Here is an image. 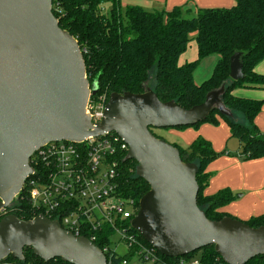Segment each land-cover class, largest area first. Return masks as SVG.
<instances>
[{
    "label": "water",
    "instance_id": "water-1",
    "mask_svg": "<svg viewBox=\"0 0 264 264\" xmlns=\"http://www.w3.org/2000/svg\"><path fill=\"white\" fill-rule=\"evenodd\" d=\"M242 54L229 59V78L243 79ZM225 85L207 93L202 104L183 109L141 94H110L103 119L92 124L85 114L90 84L77 41L58 25L52 0H0V210L9 207L32 174L29 159L51 142L79 143L89 136L115 133L137 163L136 175L149 190L130 221L133 230L165 258H179L204 247L225 264H246L264 255V226L252 228L224 217L210 221L197 206V167L183 163L179 150L150 129L192 127L211 112L230 117L220 100ZM43 261L107 264L88 239L75 237L43 216L0 220V264L24 260L23 249Z\"/></svg>",
    "mask_w": 264,
    "mask_h": 264
},
{
    "label": "trees",
    "instance_id": "trees-1",
    "mask_svg": "<svg viewBox=\"0 0 264 264\" xmlns=\"http://www.w3.org/2000/svg\"><path fill=\"white\" fill-rule=\"evenodd\" d=\"M104 3L110 4L106 14L101 9ZM234 3L233 7L227 9H196L190 12L175 7L170 11L150 12L138 6L123 8L121 0H52V14L58 20L59 27L77 41L83 54L86 78L90 84H98L96 95L106 94L109 98L112 93L141 94L150 89L159 101H174L177 106L190 109L202 104L207 93L224 84V94L220 100L231 112L230 117L213 111L201 123L172 130L197 128L205 123L217 126L218 119H222L229 127L231 137L240 144L241 160H258L264 158V133L258 130L254 121L263 102L238 98L232 92L239 88L264 89V76L254 72L256 64L264 59V0H234ZM193 33L196 58L178 65ZM236 52L242 54L243 79L232 81L229 78V59ZM211 55H219L220 59L211 77L196 85L194 71L204 58ZM238 115L245 124L237 121ZM172 145L179 150L183 163H193L197 167V206L206 218L219 221L231 217L221 211L235 199L230 190H220L213 195L204 194L212 177L206 169L219 156L211 144L197 137L186 148ZM136 167L134 161H122L118 178L119 191L124 197L133 200L135 214L139 200L149 190L148 184L137 177ZM23 195L24 191L20 192L12 204L4 209L0 220L7 215L25 221L34 218L26 202L21 199ZM135 214L126 220L124 226L141 243L150 246L130 227ZM243 222L252 228L264 226V213ZM98 236L99 239L94 242L98 249L103 251V247L112 246L113 232L109 227L98 232ZM23 255V261L8 257L1 263L69 264L60 259L43 261L32 253L31 248H24ZM104 255L107 264H122L124 261L130 262L134 250L130 249L124 255L113 251L104 252ZM195 256L199 257L202 264H225L214 246L204 247L186 257ZM246 264H264V255Z\"/></svg>",
    "mask_w": 264,
    "mask_h": 264
},
{
    "label": "built area",
    "instance_id": "built-area-1",
    "mask_svg": "<svg viewBox=\"0 0 264 264\" xmlns=\"http://www.w3.org/2000/svg\"><path fill=\"white\" fill-rule=\"evenodd\" d=\"M96 94H90L85 107L92 124L103 119L108 101L106 94ZM127 152L128 145L115 133L89 136L79 143L51 142L29 159L32 174L25 180L21 199L34 217L57 221L65 231L93 245L99 239L98 232L109 227L113 232L112 246L99 249L103 254H117L113 249L116 242L127 251L134 250L136 264H202L198 256L164 260L124 226L135 214L133 200L120 193L118 184Z\"/></svg>",
    "mask_w": 264,
    "mask_h": 264
},
{
    "label": "crops",
    "instance_id": "crops-1",
    "mask_svg": "<svg viewBox=\"0 0 264 264\" xmlns=\"http://www.w3.org/2000/svg\"><path fill=\"white\" fill-rule=\"evenodd\" d=\"M234 4V0H121L123 8L138 6L150 12L170 11L175 7L190 12H194L196 9H227L233 7ZM185 54L186 52L179 58L181 60L183 57V64L195 60L196 45L194 55L191 53L189 57H184ZM209 57L204 58V60ZM213 65V60L205 63L208 69ZM202 71L198 67L194 71L193 80L196 85H200L210 78V70L204 74H201ZM254 72L264 76V59L256 64ZM232 94L238 98L263 102L261 111L254 123L258 130L264 133V89L240 88L238 91L234 90ZM171 134L179 136L178 138L182 139L186 146H189L197 137H201L209 142L213 150L219 155L206 169V172L210 173L212 177L204 194L213 195L220 190H230L235 199L221 209L222 212L240 221H247L264 213V158L242 161L239 157V142L229 145L233 138L224 120L218 119L217 126L205 123L197 128H188L181 132L175 130Z\"/></svg>",
    "mask_w": 264,
    "mask_h": 264
},
{
    "label": "rangeland",
    "instance_id": "rangeland-1",
    "mask_svg": "<svg viewBox=\"0 0 264 264\" xmlns=\"http://www.w3.org/2000/svg\"><path fill=\"white\" fill-rule=\"evenodd\" d=\"M101 9H102V12L104 13V14H106V13H108V11H109V9H110V4L109 3H104V4H102L101 5ZM191 38H192V40L189 42V44H188V48H187V50H186V54H185V56L184 57H189L190 55H191V53L194 55V53H195V41H194V37H195V33H193V34H191V36H190ZM219 59H220V56L219 55H212V56H210L209 58H207L206 60H204L203 62L201 61L200 63H199V65H198V69H201V74H204V73H206L208 70H210L209 72H210V76L209 77H211V75H212V72H213V70H214V68H215V66H216V64H217V62L219 61ZM182 60H183V57H181V60H179L178 61V65H182L183 63H182ZM210 60H213V62H214V65H213V67H209V69H208V67H206L205 66V63H207V61H210ZM205 67V68H204ZM211 68V69H210ZM208 77V78H209ZM207 78V79H208ZM240 89V88H239ZM236 91H238V89H235ZM237 121L240 123V124H245V121H244V119L240 116V115H238L237 116ZM227 125V124H226ZM172 131H175V130H172V129H170V130H167V129H160V130H158V129H154L152 132H153V134H155L156 136H158L159 138H161V139H163L164 141H166L167 143H169V144H176V145H179L180 147H182V148H186L187 146L183 143V141H182V139H180V138H178L179 136H175L174 134H171L172 133ZM176 131H178V132H181V131H184V130H176ZM175 133V132H174ZM231 142L229 143V145L231 146L233 143L235 144V143H237V140L236 139H232V140H230ZM184 146H186V147H184ZM114 241H116V239H114ZM113 249H114V251L117 253V254H119V255H124L126 252H127V250H126V247L123 245V244H121V243H116L115 242V246L113 247ZM136 262H137V258L134 256L131 260H130V262H129V264H136Z\"/></svg>",
    "mask_w": 264,
    "mask_h": 264
}]
</instances>
